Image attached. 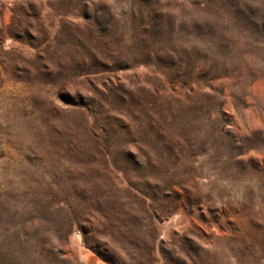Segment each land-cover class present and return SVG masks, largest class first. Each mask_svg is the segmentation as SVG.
Segmentation results:
<instances>
[{
	"label": "rangeland",
	"instance_id": "374dc122",
	"mask_svg": "<svg viewBox=\"0 0 264 264\" xmlns=\"http://www.w3.org/2000/svg\"><path fill=\"white\" fill-rule=\"evenodd\" d=\"M88 257L264 264V0H0V264Z\"/></svg>",
	"mask_w": 264,
	"mask_h": 264
},
{
	"label": "bare ground",
	"instance_id": "6f19581e",
	"mask_svg": "<svg viewBox=\"0 0 264 264\" xmlns=\"http://www.w3.org/2000/svg\"><path fill=\"white\" fill-rule=\"evenodd\" d=\"M85 257V256H84ZM88 259V264H97L96 262H95V260L93 259V257L92 258H87Z\"/></svg>",
	"mask_w": 264,
	"mask_h": 264
}]
</instances>
